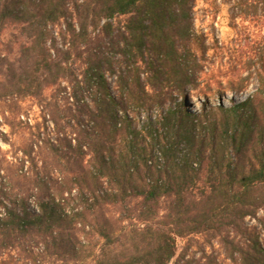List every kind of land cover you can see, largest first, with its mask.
I'll return each mask as SVG.
<instances>
[{
    "label": "trees",
    "instance_id": "1",
    "mask_svg": "<svg viewBox=\"0 0 264 264\" xmlns=\"http://www.w3.org/2000/svg\"><path fill=\"white\" fill-rule=\"evenodd\" d=\"M228 3L231 21L264 27V0ZM189 10L187 0H0V108L10 131H0L10 148L0 147V264H171L177 239L195 235L218 238L232 264H264L244 223L264 207V41L253 54V97L215 112L165 107L140 76L117 77L114 96L107 88L102 36L112 25L95 31L130 16L127 51L148 64L155 43L166 67L152 79L174 80L183 99L194 64L178 63L171 35L190 37ZM61 21L57 44L48 27ZM5 28L21 40L2 42ZM26 100L56 127L61 113L60 129L15 142Z\"/></svg>",
    "mask_w": 264,
    "mask_h": 264
},
{
    "label": "rangeland",
    "instance_id": "2",
    "mask_svg": "<svg viewBox=\"0 0 264 264\" xmlns=\"http://www.w3.org/2000/svg\"><path fill=\"white\" fill-rule=\"evenodd\" d=\"M80 2L78 1V3ZM187 6L190 7L186 18L190 37L183 39L181 28H175L171 35L173 37L171 40H173L177 51L175 58L178 63L189 67L194 64V67L188 71L191 80L182 89L185 93L183 99L174 94L177 84L174 80H167L165 75L158 76V79H152V75L159 67L162 70L165 69L163 67H166L163 66L164 63L155 52L157 46L155 43L147 42L149 47L146 50L145 62L148 64L140 63V60L127 51L122 34L125 22L130 16L100 22L95 34L101 33L104 24L112 25L110 37L102 36V40L104 43L103 53L109 62L105 73L107 88L113 96L116 91L113 81L119 76L127 75L132 78L140 76L142 81L147 83L146 87L150 92L161 94L160 100H163L165 107H176L178 104L179 109L185 106L191 113L197 112L201 107L214 111L219 105L229 107L232 103L242 102L253 97L257 85L255 72L257 68H260L261 63L257 61L259 58L254 57L253 54L254 52L262 54L260 47H263L264 27L239 20L231 21V16L237 14V11L232 4L228 3V0H187ZM143 13L146 17H150L148 14L146 15V10H143ZM66 20L70 22L69 18ZM148 21L150 20L147 19L146 24H149ZM232 24L237 25L235 30L231 29ZM64 28L63 21L57 26H49L50 39H54L59 44L60 30L63 31ZM15 35L12 28H5L1 41L16 42L21 40L19 37L14 38ZM48 44H50V40ZM187 50L196 54L195 63L184 56ZM251 58L256 59L248 64ZM240 84L245 85L244 89L239 90L238 93L230 92L229 88L232 85L236 87ZM20 106V120L25 121V124L23 126L24 133L19 137L18 134L16 136L15 142L17 143L20 140L28 139L30 134L45 131L50 134L53 129H60L59 126H62V123L58 121L62 118L61 113H58L55 118L58 124L56 127L48 117L43 116L34 100H26ZM6 117L7 115L2 113L0 108V131L9 134V128L3 125ZM214 118L218 121L221 119L218 114L209 115V120ZM0 147L2 151L10 152V148L2 142H0ZM244 223L251 234L258 235L259 243L264 247V207L254 218H247ZM171 264L232 263L218 238L195 235L177 239L176 253Z\"/></svg>",
    "mask_w": 264,
    "mask_h": 264
},
{
    "label": "bare ground",
    "instance_id": "3",
    "mask_svg": "<svg viewBox=\"0 0 264 264\" xmlns=\"http://www.w3.org/2000/svg\"><path fill=\"white\" fill-rule=\"evenodd\" d=\"M195 107V106H194ZM196 107H198L199 108V106H196Z\"/></svg>",
    "mask_w": 264,
    "mask_h": 264
}]
</instances>
